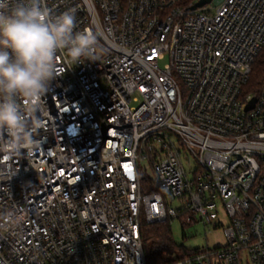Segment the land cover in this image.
Returning a JSON list of instances; mask_svg holds the SVG:
<instances>
[{
	"label": "built area",
	"instance_id": "built-area-1",
	"mask_svg": "<svg viewBox=\"0 0 264 264\" xmlns=\"http://www.w3.org/2000/svg\"><path fill=\"white\" fill-rule=\"evenodd\" d=\"M44 4L96 33L98 59L60 53L37 147L0 154V264H147L142 218L225 227L167 264H264V83L246 89L264 0Z\"/></svg>",
	"mask_w": 264,
	"mask_h": 264
},
{
	"label": "clouds",
	"instance_id": "clouds-1",
	"mask_svg": "<svg viewBox=\"0 0 264 264\" xmlns=\"http://www.w3.org/2000/svg\"><path fill=\"white\" fill-rule=\"evenodd\" d=\"M75 27L73 14L53 16L44 0H0V154L21 156L37 147V112L46 109L60 53L74 64L98 59L96 33ZM9 222L21 220L10 214Z\"/></svg>",
	"mask_w": 264,
	"mask_h": 264
},
{
	"label": "trees",
	"instance_id": "trees-1",
	"mask_svg": "<svg viewBox=\"0 0 264 264\" xmlns=\"http://www.w3.org/2000/svg\"><path fill=\"white\" fill-rule=\"evenodd\" d=\"M198 0H184L186 5H193ZM264 83V47L252 66L247 91L257 93ZM145 191H149L145 189ZM141 237L147 264H167L170 251L175 243L169 220L150 223L142 218Z\"/></svg>",
	"mask_w": 264,
	"mask_h": 264
},
{
	"label": "rangeland",
	"instance_id": "rangeland-1",
	"mask_svg": "<svg viewBox=\"0 0 264 264\" xmlns=\"http://www.w3.org/2000/svg\"><path fill=\"white\" fill-rule=\"evenodd\" d=\"M168 61V57L161 61L163 66ZM184 166L189 173L196 168V162L192 157L183 159ZM148 172L152 174L149 168ZM191 175V174H190ZM171 230L175 243V250L180 252L194 251L195 249L205 247L222 246L226 242L225 227L214 229L213 225L196 221L191 224H185L180 219H175L171 223ZM171 255L170 257H174Z\"/></svg>",
	"mask_w": 264,
	"mask_h": 264
},
{
	"label": "water",
	"instance_id": "water-1",
	"mask_svg": "<svg viewBox=\"0 0 264 264\" xmlns=\"http://www.w3.org/2000/svg\"><path fill=\"white\" fill-rule=\"evenodd\" d=\"M211 1H212V0H198L197 2H195V3L190 7V9H191V10L198 9V8L203 7L204 5L210 3ZM254 102H255V100H253L251 103H249L248 108L253 107Z\"/></svg>",
	"mask_w": 264,
	"mask_h": 264
}]
</instances>
